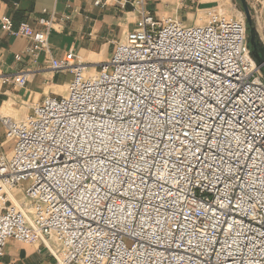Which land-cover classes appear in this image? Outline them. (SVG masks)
I'll list each match as a JSON object with an SVG mask.
<instances>
[{
	"label": "built area",
	"instance_id": "built-area-1",
	"mask_svg": "<svg viewBox=\"0 0 264 264\" xmlns=\"http://www.w3.org/2000/svg\"><path fill=\"white\" fill-rule=\"evenodd\" d=\"M133 4L137 29L94 74L53 59L73 75L66 94L0 115L14 143L0 154V259L15 241L52 242L56 264H264V76L246 19L211 9L186 26ZM43 14L40 32L0 15L33 59L56 20Z\"/></svg>",
	"mask_w": 264,
	"mask_h": 264
},
{
	"label": "crops",
	"instance_id": "crops-1",
	"mask_svg": "<svg viewBox=\"0 0 264 264\" xmlns=\"http://www.w3.org/2000/svg\"><path fill=\"white\" fill-rule=\"evenodd\" d=\"M134 1L0 0V15L10 18L14 27L27 23L40 32L45 30L38 23L44 11L54 13L56 18L49 33L48 50L40 52L37 59L24 53L31 45L30 41L3 32L0 25V115L23 120L46 97L66 94L73 75L71 72H55L50 63L53 59L62 61L73 53L88 68L89 74L97 71L103 59L107 60L108 55H112L115 44L137 29L141 14L134 8ZM144 1V10L152 13L156 20L172 17L186 26H193L197 25L193 23L197 11L219 9L223 0ZM63 16L70 19L62 23L59 19ZM18 55L21 56L20 61L16 60ZM22 73H28L24 87L12 81ZM3 135L5 128L0 122V139ZM54 247L52 242L25 245L10 241L0 264H56Z\"/></svg>",
	"mask_w": 264,
	"mask_h": 264
},
{
	"label": "rangeland",
	"instance_id": "rangeland-1",
	"mask_svg": "<svg viewBox=\"0 0 264 264\" xmlns=\"http://www.w3.org/2000/svg\"><path fill=\"white\" fill-rule=\"evenodd\" d=\"M249 4H250V8L253 11V16L256 19V21L258 20L257 23V29L260 33V38H262L264 40V0H248ZM220 8L218 10H220L221 12H223L226 16L228 17H236V18H245V15L243 13L242 8L240 7V2L239 0H223L220 2ZM198 13V14H197ZM196 15L191 16L193 17V23L197 24V25H203L205 22V17H204V13L205 12H198L197 11ZM170 16V15H169ZM192 19V18H191ZM185 19H181L182 22L186 23L184 21ZM188 24V23H186ZM247 34L248 30H247ZM111 55V53H110ZM110 58V56L108 55V59ZM107 59V60H108ZM106 59H103V62L107 61ZM92 74L95 73V71L91 72ZM0 154H6L9 155L11 153V150L14 147V143L11 141H8L5 137V135H3V137L0 139Z\"/></svg>",
	"mask_w": 264,
	"mask_h": 264
},
{
	"label": "water",
	"instance_id": "water-1",
	"mask_svg": "<svg viewBox=\"0 0 264 264\" xmlns=\"http://www.w3.org/2000/svg\"><path fill=\"white\" fill-rule=\"evenodd\" d=\"M239 2L245 15L247 30L249 33L247 34L248 48L249 50L250 48H253V52L251 53V55L253 54L252 58L258 66L262 67V74L264 76V40L260 38V33L257 29L258 20L256 21L257 18L253 16V11L250 8L248 0H239Z\"/></svg>",
	"mask_w": 264,
	"mask_h": 264
},
{
	"label": "trees",
	"instance_id": "trees-1",
	"mask_svg": "<svg viewBox=\"0 0 264 264\" xmlns=\"http://www.w3.org/2000/svg\"><path fill=\"white\" fill-rule=\"evenodd\" d=\"M250 50H251V53L253 52V48H250ZM252 57H253V54H252Z\"/></svg>",
	"mask_w": 264,
	"mask_h": 264
}]
</instances>
